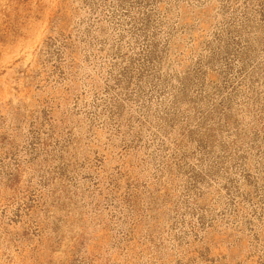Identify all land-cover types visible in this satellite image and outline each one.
Listing matches in <instances>:
<instances>
[{"label": "rangeland", "instance_id": "374dc122", "mask_svg": "<svg viewBox=\"0 0 264 264\" xmlns=\"http://www.w3.org/2000/svg\"><path fill=\"white\" fill-rule=\"evenodd\" d=\"M0 264H264V0H0Z\"/></svg>", "mask_w": 264, "mask_h": 264}]
</instances>
